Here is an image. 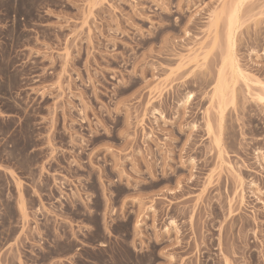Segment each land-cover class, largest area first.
<instances>
[{"label":"rangeland","instance_id":"374dc122","mask_svg":"<svg viewBox=\"0 0 264 264\" xmlns=\"http://www.w3.org/2000/svg\"><path fill=\"white\" fill-rule=\"evenodd\" d=\"M0 264H264V0H0Z\"/></svg>","mask_w":264,"mask_h":264},{"label":"bare ground","instance_id":"6f19581e","mask_svg":"<svg viewBox=\"0 0 264 264\" xmlns=\"http://www.w3.org/2000/svg\"><path fill=\"white\" fill-rule=\"evenodd\" d=\"M229 38L231 39L232 37V33L231 30L228 33ZM226 60H230L231 66L234 67V72L238 75V74H243L241 73V70L233 63V59L231 57H228ZM215 93L219 94L221 99L225 98V94L227 93V88H225V84L224 81H221V83H219L218 87L215 88ZM19 200H18V205L20 206L21 212L23 214V216L25 215V209H24V199L21 197V195L19 196Z\"/></svg>","mask_w":264,"mask_h":264},{"label":"snow or ice","instance_id":"6c2138e0","mask_svg":"<svg viewBox=\"0 0 264 264\" xmlns=\"http://www.w3.org/2000/svg\"><path fill=\"white\" fill-rule=\"evenodd\" d=\"M189 99H191V97H189Z\"/></svg>","mask_w":264,"mask_h":264}]
</instances>
